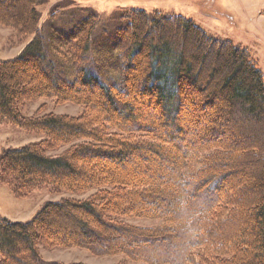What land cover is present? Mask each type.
<instances>
[{
  "label": "trees",
  "instance_id": "obj_1",
  "mask_svg": "<svg viewBox=\"0 0 264 264\" xmlns=\"http://www.w3.org/2000/svg\"><path fill=\"white\" fill-rule=\"evenodd\" d=\"M42 4L0 0V24L31 37L16 58L0 61V121L46 136L0 156V183L18 196L44 186L91 194L47 203L29 222L0 215V264H61L42 259L40 243L93 250L88 244L97 237L104 242L97 253H125L148 264H264V154L237 155L256 149L255 142L264 153L263 137L243 146L213 125L216 117L182 119L195 111L194 84L186 80L203 77L228 115L250 118L260 131L264 74L250 53L183 17L134 10L120 16L113 33L101 30L100 39L118 52L109 63V52L96 47L102 23L95 12L71 29L52 15L46 31ZM140 52L151 60L143 79L133 63ZM137 91L151 100L135 102ZM40 97L84 106V113L22 118L23 103ZM70 144L61 155L47 154ZM132 218L162 224L149 229L120 220ZM140 235L150 245L122 249Z\"/></svg>",
  "mask_w": 264,
  "mask_h": 264
},
{
  "label": "rangeland",
  "instance_id": "obj_2",
  "mask_svg": "<svg viewBox=\"0 0 264 264\" xmlns=\"http://www.w3.org/2000/svg\"><path fill=\"white\" fill-rule=\"evenodd\" d=\"M42 5L38 7L42 13L41 24L42 29L46 31L48 29V23L50 18L54 15V22L58 25H64L67 29H71L74 25V20L78 18L86 17L89 11H93L98 15L99 21L102 23L98 29V44L96 47H101L105 52V59L109 63H115L118 58V52L114 49V43H111L109 39H100L102 35L101 30L106 27L108 32L113 33L118 26H120L119 18L122 15L130 14L131 11L143 10L147 14L162 13L171 16H179L185 19L193 21L199 28L205 31L211 37L216 38L219 41L231 42L235 46L247 50L253 59L257 62L259 69L264 74V0H41ZM71 24V25H70ZM153 32L147 33V36L152 35ZM31 40V37H22L16 32L15 29L0 24V61H8L16 58L27 42ZM144 49V48H142ZM135 69L139 70L137 77L143 79L142 68L149 65L150 69L151 60L144 57L143 52L133 56V63H135ZM118 64H114L116 66ZM137 65V66H136ZM208 70H202L201 74ZM195 72H193L194 74ZM192 74V75H193ZM203 78V77H202ZM200 78L198 82H195L194 76L189 77L188 82H193L191 92V98L195 97V106L190 104L195 111L191 116L186 111L182 117L183 121H196L200 123H206L209 119L213 120V125L217 127H225L227 130V138L231 137V140L237 139V141L252 142L255 140L253 136H262L264 134L261 130L264 129L260 125V131L258 127L253 126V122L250 118H237L228 115V111L223 103V100L219 98L217 90L214 86L209 84L206 86ZM195 82V83H194ZM188 84V83H187ZM189 92V93H190ZM135 102L140 100L147 101L146 95L137 91L134 94ZM84 106L76 105L71 102L58 104L55 99L40 97L34 101L23 103L20 107V116L24 119H37L42 118L45 115L53 114L56 116H80L84 113ZM221 110L223 112H221ZM225 114H221L224 113ZM220 117H223L219 119ZM250 123V125H248ZM252 123V124H251ZM213 128V127H212ZM250 128V129H248ZM216 129V128H214ZM251 130V132L247 131ZM252 129L254 132H252ZM248 132V133H247ZM258 136V137H259ZM46 136L44 134H38L28 130L19 125L9 123L7 121H0V156L8 150L20 149L28 145L39 144L44 141ZM81 142H84L83 140ZM80 142V143H81ZM78 143V142H77ZM257 144L251 151H237L238 154L252 153L255 157L263 155V147ZM70 145L61 146L58 150L48 152V155H61L65 150L70 148ZM256 150V151H255ZM259 151V152H258ZM239 157V156H238ZM244 158V157H242ZM231 168H235L234 165H229ZM230 167L226 170L230 171ZM233 168V169H234ZM247 171V170H245ZM249 174V173H248ZM252 175H250L251 177ZM91 192L84 195L66 193L53 190L50 187L44 186L39 188L26 196L16 195L9 186L0 183V215L6 219L15 222H29L38 212L44 207L45 204L50 202H59L64 199H85ZM124 223L135 225L139 228H156L162 224L160 219L150 218H132V219H120ZM60 224H64V220H59ZM98 232L101 234L99 226ZM145 235V234H144ZM138 240L130 241L129 244L133 246H126L122 248L124 251L130 252V248L134 245L144 244L150 245L149 240L138 236ZM109 242V240H106ZM104 242H100L97 238L91 242L93 250L85 248H62V247H47L40 243L39 251L42 259L47 262H57L61 264H148L141 261H132L125 253H118L115 255L106 254L108 251H99L97 246H100ZM96 245V246H95ZM143 245V246H144ZM90 247V246H89ZM129 247V248H128Z\"/></svg>",
  "mask_w": 264,
  "mask_h": 264
}]
</instances>
